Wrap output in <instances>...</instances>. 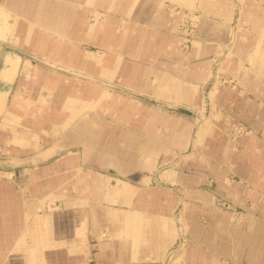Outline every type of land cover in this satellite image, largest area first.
Wrapping results in <instances>:
<instances>
[{"label": "crops", "instance_id": "0c3cea01", "mask_svg": "<svg viewBox=\"0 0 264 264\" xmlns=\"http://www.w3.org/2000/svg\"><path fill=\"white\" fill-rule=\"evenodd\" d=\"M234 1L0 0V39L84 76L0 68V144L30 164L0 179V264H264V0Z\"/></svg>", "mask_w": 264, "mask_h": 264}, {"label": "rangeland", "instance_id": "374dc122", "mask_svg": "<svg viewBox=\"0 0 264 264\" xmlns=\"http://www.w3.org/2000/svg\"><path fill=\"white\" fill-rule=\"evenodd\" d=\"M231 1L233 2V6H234L235 1L234 0H231ZM237 9H238L237 6H236V8L234 6L233 11L236 12V18L238 16V12H239ZM178 11H181V10L178 9ZM194 16L198 17V19L192 17V15H191L189 20H188V23H187L188 28L191 29V32L197 28V26L200 22V16L201 15L198 11H195ZM11 20H10V22H11ZM92 21H94V19ZM99 22H103L102 19L99 20ZM2 25H3V19L0 16V26H2ZM246 26L247 25L245 24L241 27L244 28ZM19 28H20V31H19ZM21 32H22L21 25L19 24V25L15 26L14 31L11 29L8 32V35L5 39H0V68L2 67V65L5 62L6 57L8 55L18 54V55H20L22 61L31 65L32 70L35 71L32 73L37 74V78H39V81L35 86H39L40 84H42L43 77L46 75H48L50 77H56L57 76L58 78H62L63 80L66 79L67 81L75 80L77 78L78 79L84 78V76L81 74H76V73L66 71V68L64 66H61L59 63L56 64L55 66H51L48 63L51 62L52 60L49 61L47 59V57L34 55L35 54L34 49L36 48V46L34 48V46L32 45L29 48V47L25 46L24 42H22V41L17 42L15 40L16 36H18ZM192 37H193L192 33L188 34L186 36V40L183 44L184 49L187 50L190 48L191 44L189 43V41L192 40ZM36 43H38V42H36ZM218 65H220V62H216L215 71L218 69ZM214 74L215 75L212 77V81L217 78L216 72ZM20 80H21V78L18 79V82L16 83V85L14 87L11 86V87H8L7 89L6 88L5 89L9 90V91H11V89L13 90L14 88L17 87L18 83H20ZM220 80H221V84H223L225 86H234L236 84L234 81V76H232L231 78H225V79L220 78ZM211 84L212 83H210V85H208V87L205 90V96H206L205 100L207 102L203 106V109H205V110H203V114L200 115L201 117L202 116L209 117V115H210L209 114L210 104L208 102L209 100H208L207 94L210 91ZM26 86H24L25 89H24L23 93H24V96H29V92H28L27 88L28 87L30 88L31 84L28 85V87H26ZM32 87H33V85H32ZM115 91L117 93L119 92L122 94L127 92V90L119 89V88L115 89ZM142 101L151 107H157L158 104H162L160 102H157L153 99L146 98V97L142 98ZM8 102L10 105L11 100H9ZM178 108H181V107H178ZM182 109L187 110V113L186 114L181 113V112H172V113H175L179 116L185 117V118L189 119L191 122L195 123L196 118L199 117L198 113L194 112L193 110L187 109V108H182ZM211 123L212 122L209 121L208 124L211 126ZM247 128L248 127L244 126V125H239L238 127H236L234 130V134H233V140H237L239 136H241L242 134H244L247 131ZM7 147H9V146L2 147V145L0 144V179L3 181L14 182L15 184L20 183V187L24 189V188H26L25 187V181H26L25 177H26V173H27V168L30 167L29 166L30 164L16 163L17 161L15 162L13 160V157L19 158V154H16V155L13 154V152H11V150ZM229 179L234 182L236 180V176L231 173V174H229ZM183 238L178 242V244L173 249V254H178V252H179V254H182L183 250H180L181 244L183 243L184 244L183 246L185 248L186 243H187V241L184 240ZM229 264H235V263L230 262Z\"/></svg>", "mask_w": 264, "mask_h": 264}, {"label": "water", "instance_id": "95a60500", "mask_svg": "<svg viewBox=\"0 0 264 264\" xmlns=\"http://www.w3.org/2000/svg\"><path fill=\"white\" fill-rule=\"evenodd\" d=\"M48 64H50L51 66H54L51 63H48ZM157 108L165 110V111H170V112H181V113H184V114L187 113V110H185V109L177 108V107L169 106V105H165V104H158Z\"/></svg>", "mask_w": 264, "mask_h": 264}, {"label": "bare ground", "instance_id": "6f19581e", "mask_svg": "<svg viewBox=\"0 0 264 264\" xmlns=\"http://www.w3.org/2000/svg\"><path fill=\"white\" fill-rule=\"evenodd\" d=\"M229 48V47H228ZM228 57V56H227ZM236 80V79H235Z\"/></svg>", "mask_w": 264, "mask_h": 264}]
</instances>
